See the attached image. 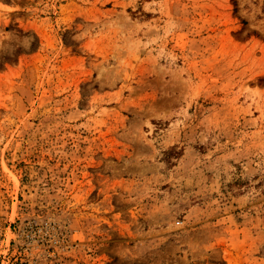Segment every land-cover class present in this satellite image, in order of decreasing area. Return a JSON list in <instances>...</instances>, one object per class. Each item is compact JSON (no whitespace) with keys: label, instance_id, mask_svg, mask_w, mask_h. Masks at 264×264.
Masks as SVG:
<instances>
[{"label":"rangeland","instance_id":"1","mask_svg":"<svg viewBox=\"0 0 264 264\" xmlns=\"http://www.w3.org/2000/svg\"><path fill=\"white\" fill-rule=\"evenodd\" d=\"M0 264H264V0H0Z\"/></svg>","mask_w":264,"mask_h":264}]
</instances>
